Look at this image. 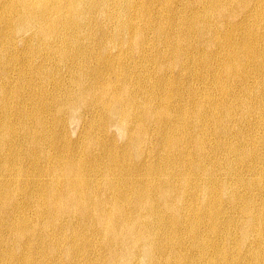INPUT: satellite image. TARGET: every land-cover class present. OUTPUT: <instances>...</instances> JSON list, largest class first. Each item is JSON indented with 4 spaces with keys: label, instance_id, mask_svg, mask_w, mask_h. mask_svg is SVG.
Wrapping results in <instances>:
<instances>
[{
    "label": "bare ground",
    "instance_id": "obj_1",
    "mask_svg": "<svg viewBox=\"0 0 264 264\" xmlns=\"http://www.w3.org/2000/svg\"><path fill=\"white\" fill-rule=\"evenodd\" d=\"M182 2L0 0V264H264V0Z\"/></svg>",
    "mask_w": 264,
    "mask_h": 264
},
{
    "label": "rangeland",
    "instance_id": "obj_2",
    "mask_svg": "<svg viewBox=\"0 0 264 264\" xmlns=\"http://www.w3.org/2000/svg\"><path fill=\"white\" fill-rule=\"evenodd\" d=\"M183 2L182 3H185L184 1H188V0H182ZM255 2V1H254ZM235 4V3H234ZM238 20H239V22L240 23H242V24H244V22L246 23V21H244V14H240L239 16H238V18H237ZM246 20V19H245ZM76 127V128H75ZM78 131H79V129H78V127H77V125H73L72 126V128H71V131H70V133H72L71 134V136L73 137V138H76L77 137V135H78ZM76 132V133H75ZM121 141V140H120Z\"/></svg>",
    "mask_w": 264,
    "mask_h": 264
}]
</instances>
